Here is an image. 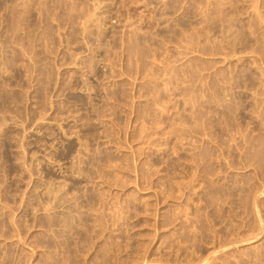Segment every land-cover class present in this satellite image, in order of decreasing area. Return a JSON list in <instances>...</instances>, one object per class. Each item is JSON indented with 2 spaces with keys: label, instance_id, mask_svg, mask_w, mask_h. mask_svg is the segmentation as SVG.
Returning a JSON list of instances; mask_svg holds the SVG:
<instances>
[{
  "label": "rangeland",
  "instance_id": "1",
  "mask_svg": "<svg viewBox=\"0 0 264 264\" xmlns=\"http://www.w3.org/2000/svg\"><path fill=\"white\" fill-rule=\"evenodd\" d=\"M0 264H264V0H0Z\"/></svg>",
  "mask_w": 264,
  "mask_h": 264
},
{
  "label": "bare ground",
  "instance_id": "2",
  "mask_svg": "<svg viewBox=\"0 0 264 264\" xmlns=\"http://www.w3.org/2000/svg\"><path fill=\"white\" fill-rule=\"evenodd\" d=\"M256 2H257V1H256ZM255 4H256V3H255ZM255 4H254V5H255ZM257 4H258V2H257ZM252 5H253V4H252ZM252 5H251V6H252ZM260 5H261V4H260ZM185 7H186V6H185ZM197 7H198V6H197ZM257 10H260V9H258V7H257ZM258 15H259V14H258ZM87 21H88V20H87ZM253 30H254V29H253ZM194 40H195V39H194ZM199 41H201V40H199ZM194 42H195V41H194ZM207 42H208V41H207ZM191 43H192V42H191ZM193 45H194V44H193ZM195 45H196V44H195ZM189 46H190V45H189ZM198 46H199V45H198ZM194 47H195V46H194ZM220 52H221V51H220ZM199 53H200V52H199ZM194 54H195V53H194ZM181 55H182V54H181ZM137 57H138V56H137ZM243 58H244V57H243ZM255 64H256V63H255ZM199 66H200V65H199ZM196 67H197V66H196ZM199 72H200V71H199ZM247 92H248V91H247ZM203 97H204V96H203ZM260 113H261V112H260ZM210 143H211V142H210ZM216 144H217V143H216ZM222 147H223V146H222ZM175 148H176V147H175ZM178 154H179V153H178ZM223 155H224V154H223ZM223 155H222V156H223ZM218 156H219V155H218ZM220 162H221V161H220ZM229 165H230V164H229ZM230 166H231V165H230ZM197 169H198V168H197ZM216 174H217V173H216ZM191 179H192V178H191ZM193 179H194V178H193ZM204 181H205V180H204ZM179 188H180V187H179ZM178 190H180V189H178ZM181 190H182V189H181ZM180 198H181V197H180ZM255 206H256V204H255ZM177 211H178V210H177ZM259 212H260V211H259ZM22 241H23V240H22ZM20 242H21V241H20ZM25 243H26V242H25ZM25 243H24V244H25Z\"/></svg>",
  "mask_w": 264,
  "mask_h": 264
}]
</instances>
